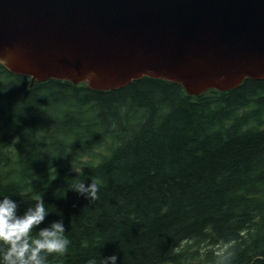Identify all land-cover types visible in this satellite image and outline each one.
<instances>
[{
	"label": "trees",
	"instance_id": "16d2710c",
	"mask_svg": "<svg viewBox=\"0 0 264 264\" xmlns=\"http://www.w3.org/2000/svg\"><path fill=\"white\" fill-rule=\"evenodd\" d=\"M96 182L95 199L70 190ZM67 194V195H66ZM43 198L71 241L48 264H264V80L110 92L0 65V196ZM66 196V197H65ZM221 245V246H220Z\"/></svg>",
	"mask_w": 264,
	"mask_h": 264
},
{
	"label": "water",
	"instance_id": "95a60500",
	"mask_svg": "<svg viewBox=\"0 0 264 264\" xmlns=\"http://www.w3.org/2000/svg\"><path fill=\"white\" fill-rule=\"evenodd\" d=\"M0 65L99 92H228L264 80V0H0Z\"/></svg>",
	"mask_w": 264,
	"mask_h": 264
},
{
	"label": "clouds",
	"instance_id": "9594fccd",
	"mask_svg": "<svg viewBox=\"0 0 264 264\" xmlns=\"http://www.w3.org/2000/svg\"><path fill=\"white\" fill-rule=\"evenodd\" d=\"M70 190L85 199H95L98 186L96 182H77ZM21 203L22 200L12 196H0V264H48L49 255L63 256L71 243L65 235L63 220L46 223L52 213L43 198L24 209H21ZM228 247L225 245L218 252V264H229L232 253L227 251ZM257 258L264 259V256ZM87 264H97V261L93 258ZM100 264H117V256L103 257Z\"/></svg>",
	"mask_w": 264,
	"mask_h": 264
},
{
	"label": "bare ground",
	"instance_id": "6f19581e",
	"mask_svg": "<svg viewBox=\"0 0 264 264\" xmlns=\"http://www.w3.org/2000/svg\"><path fill=\"white\" fill-rule=\"evenodd\" d=\"M221 246V245H220Z\"/></svg>",
	"mask_w": 264,
	"mask_h": 264
}]
</instances>
